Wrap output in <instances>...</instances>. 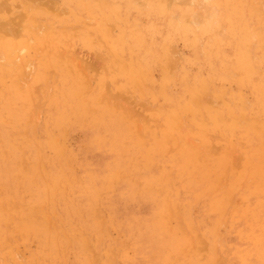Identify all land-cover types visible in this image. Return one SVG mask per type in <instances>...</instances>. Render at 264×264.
Instances as JSON below:
<instances>
[{
  "label": "rangeland",
  "instance_id": "1",
  "mask_svg": "<svg viewBox=\"0 0 264 264\" xmlns=\"http://www.w3.org/2000/svg\"><path fill=\"white\" fill-rule=\"evenodd\" d=\"M261 48L264 0H0V264H264Z\"/></svg>",
  "mask_w": 264,
  "mask_h": 264
},
{
  "label": "bare ground",
  "instance_id": "2",
  "mask_svg": "<svg viewBox=\"0 0 264 264\" xmlns=\"http://www.w3.org/2000/svg\"><path fill=\"white\" fill-rule=\"evenodd\" d=\"M20 0H18V2H19ZM73 1V0H72ZM191 1V0H190ZM198 1V0H197ZM234 1H236V0H234ZM250 1V0H249ZM257 1V0H256ZM261 1V0H260ZM123 2V1H122ZM175 2V1H174ZM196 2V1H195ZM223 2V1H222ZM16 4V3H15ZM24 4V3H23ZM67 4V3H66ZM74 4V3H73ZM126 4V3H125ZM128 4V3H127ZM176 4V3H175ZM178 4V3H177ZM195 4V3H194ZM244 4H246L245 2H244ZM71 5V4H70ZM153 5V4H152ZM156 5V4H155ZM185 5V4H184ZM231 5V4H230ZM249 5V4H248ZM24 6V5H23ZM188 6V5H187ZM191 6V5H190ZM194 6V5H193ZM77 7V6H76ZM131 7V6H130ZM139 7V6H138ZM183 6H181V8H182ZM246 7V6H245ZM17 8V7H16ZM140 8V7H139ZM229 8V7H228ZM249 8V7H248ZM74 9H77V8H74ZM123 9V8H122ZM166 9V8H165ZM17 10V9H16ZM61 10V9H60ZM104 10V9H103ZM198 10L200 11V12H202V13H205L204 11V9H200V7H198ZM48 11V10H47ZM76 11V10H75ZM78 11L79 12H81L80 10H79V8H78ZM133 11V10H132ZM147 11V10H146ZM176 11V10H175ZM181 11V10H180ZM197 11V10H196ZM199 11H197L198 13H199ZM239 11V10H238ZM247 11V10H246ZM245 11V12H246ZM105 12V11H104ZM134 12V11H133ZM179 12V11H178ZM196 12V13H197ZM42 13H44V11L42 12ZM52 13V12H51ZM131 13V12H130ZM175 13V12H174ZM6 14H8V13H6ZM52 14H54L55 15V13H52ZM76 14H78V13H76ZM99 14V13H98ZM105 14H107V13H105ZM122 14V13H121ZM169 14V13H168ZM248 14V13H247ZM246 14V15H247ZM81 15H82V13H81ZM100 15V14H99ZM142 15V14H141ZM212 15V12L210 11V14H209V16L208 17H210ZM263 15V14H262ZM62 16V15H61ZM65 16V15H64ZM63 16V17H64ZM150 16H152V14L150 15ZM163 16V15H162ZM170 16V15H169ZM9 17V16H8ZM29 17H31V15L29 16ZM47 17V16H46ZM45 17V18H46ZM142 17V16H141ZM141 17H139V18H141ZM165 17V16H164ZM44 18V19H45ZM103 18V17H102ZM137 18V17H136ZM238 18V17H237ZM248 18V17H247ZM253 18V17H252ZM48 19V18H47ZM61 19H62V17H61ZM147 19V18H146ZM160 19V18H159ZM171 19V18H170ZM178 19V18H177ZM224 19V18H223ZM72 20V19H71ZM176 20V19H175ZM253 20V19H252ZM9 21H11V19H9ZM148 21V20H147ZM162 21V20H161ZM12 23H13V21H11ZM36 22V21H35ZM191 22L192 23H194V24H196L197 23V18H196V16H195V14H193L192 16H191ZM199 22V21H198ZM249 22V21H248ZM45 23H46V21H45ZM143 23V22H142ZM168 23V22H167ZM166 23V24H167ZM183 23V22H182ZM221 23V22H220ZM234 23V22H233ZM255 23V22H254ZM251 24V23H250ZM57 25V24H56ZM59 25V24H58ZM142 25V24H141ZM159 25V24H158ZM162 25V24H161ZM174 25V24H173ZM222 25V24H221ZM238 25V24H237ZM253 25V24H252ZM91 26H93V25H91ZM127 26V25H126ZM125 26V27H126ZM199 26H201V25H199ZM223 26V25H222ZM256 26V25H255ZM58 27V26H57ZM62 27V26H61ZM70 27V26H69ZM128 27V26H127ZM167 27V26H166ZM230 27V26H229ZM68 28V27H67ZM174 28H175V26H174ZM199 28V27H198ZM208 28V27H207ZM210 28V27H209ZM238 28V27H237ZM173 29V28H172ZM171 29V30H172ZM61 30V29H60ZM152 30V29H151ZM158 30V29H157ZM170 30V29H169ZM170 30V31H171ZM263 30V29H262ZM126 31V30H125ZM163 31V30H162ZM166 31V30H165ZM183 31V30H182ZM33 32V31H32ZM116 32V31H115ZM166 32H168V31H166ZM127 33V32H126ZM161 33H163V32H161ZM161 33H160V35H161ZM142 34V33H141ZM145 34V33H144ZM243 34V33H242ZM31 35V34H30ZM29 35V36H30ZM147 35H149V34H147ZM208 35V34H207ZM210 35V34H209ZM216 35V34H215ZM66 36V35H65ZM98 36V35H97ZM126 36V35H125ZM128 36V35H127ZM211 36V35H210ZM217 36V35H216ZM11 37V36H10ZM74 37V36H73ZM207 37V36H206ZM159 38V37H158ZM162 38V37H161ZM177 38V37H176ZM201 38V37H200ZM212 38V37H211ZM236 38V37H235ZM98 39V38H97ZM99 39H100V37H99ZM231 39V38H230ZM14 40V39H13ZM179 39H177V41H178ZM262 40V39H261ZM102 41V40H101ZM159 41V40H158ZM158 41H155V42H158ZM201 41V40H200ZM234 41V40H233ZM253 41V40H252ZM75 42V41H74ZM129 42V41H128ZM76 43V42H75ZM117 43V42H116ZM131 43V42H130ZM234 43V42H233ZM157 44H160V41H159V43H157ZM51 45V44H50ZM50 45H48L47 44V46H50ZM60 45V44H59ZM121 45V44H120ZM174 45V44H173ZM176 45V44H175ZM222 45V44H221ZM259 45V44H258ZM81 46V45H80ZM125 47V46H124ZM146 47V46H145ZM158 47V46H157ZM231 47V46H230ZM70 48V47H69ZM79 48V47H78ZM83 48V47H82ZM215 48V47H214ZM81 49V48H80ZM151 49H152V47H151ZM159 49V48H158ZM228 49V48H227ZM226 49V50H227ZM231 49V48H230ZM261 49H264V48H261ZM117 50V49H116ZM143 50V49H142ZM212 50H213V48H212ZM86 51V50H85ZM94 51V50H93ZM194 51H195V49H194ZM231 51V50H230ZM24 52V51H23ZM38 52H40V51H38ZM52 52V51H51ZM140 52H141V50H140ZM168 52V51H167ZM196 52V51H195ZM17 53V52H16ZM142 53V52H141ZM177 53V52H176ZM256 53V52H255ZM138 54V53H137ZM136 54V55H137ZM140 54V53H139ZM192 54V53H191ZM1 55V54H0ZM126 55V54H125ZM141 55V54H140ZM133 56H135V55H133ZM212 56V55H211ZM227 56V55H226ZM2 57V56H1ZM0 57V58H1ZM137 57V56H136ZM157 57V56H156ZM3 58V57H2ZM125 58H127V57H125ZM160 58V57H159ZM219 58V57H218ZM135 59V58H134ZM206 59V58H205ZM220 59V58H219ZM211 60H213V59H211ZM234 60V59H233ZM16 61V60H15ZM154 61V60H153ZM165 61V60H164ZM181 61V60H180ZM193 61V60H192ZM214 61H215V59H214ZM74 62V61H73ZM158 62V61H157ZM213 62V61H212ZM234 61H232V63H233ZM13 63V62H12ZM159 63H161V62H159ZM258 63H259V61H258ZM180 64H181V62H180ZM189 64V63H188ZM213 64V63H212ZM203 65V64H202ZM214 65H216V63L214 64ZM219 65V64H218ZM228 65V64H227ZM255 65V64H254ZM153 66V65H152ZM156 66V65H155ZM178 66H179V64H178ZM229 66V65H228ZM259 66V65H258ZM263 66V65H262ZM154 67V66H153ZM185 67V66H184ZM215 67V66H214ZM219 67V66H218ZM244 67V66H243ZM255 67V66H254ZM41 68V67H40ZM180 68V67H179ZM195 68V67H194ZM198 68H200V67H198ZM249 68V67H248ZM44 69V68H43ZM102 69V68H101ZM157 69V68H156ZM181 69V68H180ZM189 69V68H188ZM202 69V68H201ZM237 69V68H236ZM64 70V69H63ZM85 70H87L86 68H85ZM117 70V69H116ZM115 70V71H116ZM193 70V69H192ZM198 70V69H197ZM45 71V70H44ZM191 71V70H190ZM220 71V70H219ZM92 72V71H91ZM181 72V71H180ZM81 73V72H80ZM172 73V72H171ZM182 73V72H181ZM205 73V72H204ZM257 74V73H256ZM219 75V74H218ZM221 75V74H220ZM240 76V75H239ZM3 77V76H2ZM67 77V76H66ZM69 77V76H68ZM117 77V76H116ZM219 77V76H218ZM230 77V76H229ZM233 77V76H232ZM254 77V76H253ZM257 77V76H256ZM179 78V77H178ZM217 78V77H216ZM21 79V78H20ZM187 79V78H186ZM188 79H190V77L188 78ZM212 79V78H211ZM123 80V79H122ZM191 80H192V78H191ZM215 80V79H214ZM257 80V79H256ZM68 81V80H67ZM161 81V80H160ZM184 81V80H183ZM116 82V81H115ZM123 82V81H122ZM194 82V81H193ZM214 82V81H213ZM234 82V81H233ZM251 82V81H250ZM172 83V82H171ZM215 83V82H214ZM236 83V82H235ZM66 84V83H65ZM67 84H68V82H67ZM70 84V83H69ZM176 85V84H175ZM237 86H238V84H236ZM73 86V85H72ZM177 87V86H176ZM186 87H187V85H186ZM212 87V86H211ZM218 87V86H217ZM239 87V86H238ZM237 87V88H238ZM247 87V86H246ZM249 87V86H248ZM180 88V87H179ZM210 88V87H209ZM250 88H251V86H250ZM213 89H215V88H213ZM239 89H240V87H239ZM239 89H236V90H239ZM228 90H230V89H228ZM247 90V89H246ZM251 90V89H250ZM64 91H66V89L64 90ZM179 91V90H178ZM183 91V90H182ZM248 92V91H247ZM246 93V92H245ZM249 93V92H248ZM251 94V93H250ZM179 95V94H178ZM252 95V94H251ZM246 96V95H245ZM247 97V96H246ZM216 99V98H215ZM234 99H236V97L234 98ZM76 100V99H75ZM222 100V99H221ZM180 101V100H179ZM254 102V101H253ZM166 103V102H165ZM170 103V102H169ZM216 103V102H215ZM172 104V103H171ZM219 105V104H218ZM221 105V104H220ZM170 106V105H169ZM168 105H167V107H169ZM174 106V105H173ZM194 106V105H193ZM126 107V106H125ZM164 107V106H163ZM166 107V106H165ZM237 107V106H236ZM170 108H173V107H170ZM253 108H254V106H253ZM66 109H67V107H66ZM249 109V108H248ZM256 109V108H255ZM68 110V109H67ZM166 110V109H165ZM226 111V110H225ZM224 111V112H225ZM236 111V110H235ZM249 112V111H248ZM175 114V113H174ZM227 114V113H226ZM253 114V113H252ZM198 115V114H197ZM162 116V115H161ZM182 116V115H181ZM72 117V116H71ZM188 117V116H187ZM241 117V116H240ZM250 117V116H249ZM255 117V116H254ZM259 117V116H258ZM173 118V117H172ZM185 118V117H184ZM263 119V118H262ZM185 122V121H184ZM189 123V122H188ZM136 124V123H135ZM190 124V123H189ZM221 126V125H220ZM87 130V129H86ZM85 130V131H86ZM210 131V130H209ZM226 131V130H225ZM228 132V131H227ZM241 133V132H240ZM89 134V133H88ZM216 134V133H215ZM135 135V134H134ZM133 135V136H134ZM159 135V134H158ZM176 135V134H175ZM254 137V136H253ZM88 138V137H87ZM86 138V139H87ZM192 138V137H191ZM251 138V137H250ZM263 138V137H262ZM88 139H90V138H88ZM170 139V138H169ZM196 140V139H195ZM198 141V140H197ZM256 141H258V140H256ZM85 142V141H84ZM127 143V142H126ZM254 143V142H253ZM225 145V144H224ZM182 146H183V144H182ZM157 148V147H156ZM93 149V148H92ZM190 150V149H189ZM90 151V150H89ZM93 151V150H92ZM96 153V152H95ZM97 156H98V154H97ZM92 157V156H91ZM113 157V156H112ZM88 158V157H87ZM111 159V158H110ZM103 160V159H102ZM104 161V160H103ZM98 162V161H97ZM96 162V163H97ZM111 162V161H110ZM13 163V162H12ZM101 163H103V162H101ZM84 164V163H83ZM99 166V165H98ZM100 167V166H99ZM166 167V166H165ZM191 168V167H190ZM95 169V168H94ZM168 169H169V167H168ZM95 171H98V170H95ZM98 173H100V172H98ZM139 175V174H138ZM196 179H197V177H196ZM131 180V179H130ZM184 180V179H183ZM82 181V180H81ZM182 182V181H181ZM248 182V181H247ZM171 183V182H170ZM178 184V183H177ZM250 188H252V187H250ZM118 189V188H117ZM190 196H192V195H190ZM252 198V197H251ZM250 198V199H251ZM261 198V197H260ZM185 199V198H184ZM248 202H249V200H248ZM247 203V202H246ZM181 204V203H180ZM245 205V204H244ZM249 205V204H248ZM141 210H142V208H141ZM240 210V209H239ZM178 211V210H177ZM140 213V212H139ZM245 213V212H244ZM121 216V215H120ZM211 216V215H210ZM249 216V215H248ZM208 217H209V215H208ZM239 217V216H238ZM250 217V216H249ZM123 218V217H122ZM126 219H128L129 220V217L128 218H126ZM141 219H142V217H141ZM244 219H245V217H244ZM252 219V218H251ZM250 219V220H251ZM123 220V219H122ZM140 220V219H139ZM257 221H259V220H257ZM133 222V221H132ZM138 223V222H137ZM237 223V222H236ZM246 223V222H245ZM254 223V222H253ZM135 225H136V223H135ZM134 225V226H135ZM239 225V224H238ZM132 227H133V225H132ZM234 227V226H233ZM241 227V226H240ZM246 227V226H245ZM248 227V226H247ZM239 228V227H238ZM257 229V228H256ZM255 230V229H254ZM253 230V231H254ZM261 230V229H260ZM234 231V230H233ZM233 231H231V232H233ZM245 231V230H244ZM244 231H242V232H244ZM252 231V232H253ZM240 232V231H239ZM246 232V231H245ZM241 234V233H240ZM115 235V234H114ZM238 235V234H237ZM244 235V234H243ZM250 235V234H249ZM256 235V234H255ZM244 237V236H243ZM242 237V238H243ZM252 237H254V236H252ZM229 238H230V236H229ZM246 239V238H245ZM248 239V238H247ZM118 241V240H117ZM250 242V241H249ZM256 242V241H255ZM263 243V242H262ZM261 243V244H262ZM253 244V243H252ZM133 245V244H132ZM246 246V245H245ZM258 247V246H257ZM132 249V248H131ZM244 249V248H243ZM250 250H253V249H251V248H249ZM134 250V249H133ZM243 251V250H242ZM141 253V252H140ZM133 255V254H132ZM136 257V256H135ZM82 259V258H81ZM99 264V263H98Z\"/></svg>",
  "mask_w": 264,
  "mask_h": 264
}]
</instances>
